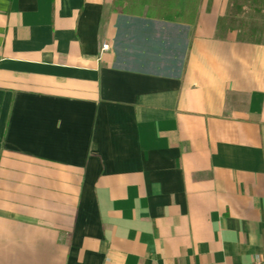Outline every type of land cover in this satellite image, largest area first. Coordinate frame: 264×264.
Returning <instances> with one entry per match:
<instances>
[{"label": "crops", "instance_id": "0c3cea01", "mask_svg": "<svg viewBox=\"0 0 264 264\" xmlns=\"http://www.w3.org/2000/svg\"><path fill=\"white\" fill-rule=\"evenodd\" d=\"M251 1L0 0V264H264Z\"/></svg>", "mask_w": 264, "mask_h": 264}, {"label": "trees", "instance_id": "16d2710c", "mask_svg": "<svg viewBox=\"0 0 264 264\" xmlns=\"http://www.w3.org/2000/svg\"><path fill=\"white\" fill-rule=\"evenodd\" d=\"M139 1H142V0H139ZM254 4L252 3L251 0H243V4L242 5H238L236 3V0H233V3L230 2V4H228V13H227V17H229L230 19L231 18H236V19H239L240 18V15L241 13L243 12H258L259 10L258 9H255L254 7L251 8ZM258 3H255V6H257ZM263 8L264 9V3H263V6L261 4L260 8ZM229 20V19H228ZM237 25L239 27H241L243 30H245V27H243L240 22L238 21L237 22Z\"/></svg>", "mask_w": 264, "mask_h": 264}, {"label": "rangeland", "instance_id": "374dc122", "mask_svg": "<svg viewBox=\"0 0 264 264\" xmlns=\"http://www.w3.org/2000/svg\"><path fill=\"white\" fill-rule=\"evenodd\" d=\"M228 1L233 3V0H228ZM236 3L239 4V5H242L243 4V0H236ZM254 6H255V4L253 5V7ZM262 21H263V17L261 15L248 13L247 11L241 13L240 18H239L240 24L243 27H245L246 29H249V28L253 29L256 25L258 27V26H260Z\"/></svg>", "mask_w": 264, "mask_h": 264}, {"label": "built area", "instance_id": "2783aa9c", "mask_svg": "<svg viewBox=\"0 0 264 264\" xmlns=\"http://www.w3.org/2000/svg\"><path fill=\"white\" fill-rule=\"evenodd\" d=\"M106 50V46L104 44H100L98 46V52H104ZM104 263H107L106 261H104ZM247 264H259L258 262H256L254 259H251Z\"/></svg>", "mask_w": 264, "mask_h": 264}]
</instances>
